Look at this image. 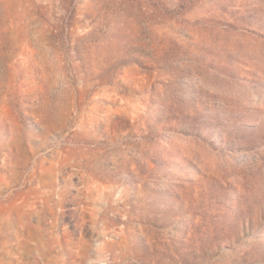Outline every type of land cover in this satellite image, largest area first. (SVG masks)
I'll list each match as a JSON object with an SVG mask.
<instances>
[{
    "label": "rangeland",
    "instance_id": "1",
    "mask_svg": "<svg viewBox=\"0 0 264 264\" xmlns=\"http://www.w3.org/2000/svg\"><path fill=\"white\" fill-rule=\"evenodd\" d=\"M0 264H264V0H0Z\"/></svg>",
    "mask_w": 264,
    "mask_h": 264
}]
</instances>
